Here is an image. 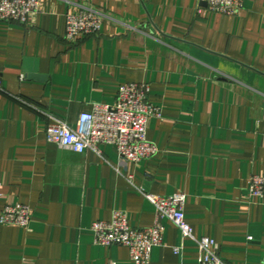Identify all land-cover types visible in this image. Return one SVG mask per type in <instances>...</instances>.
<instances>
[{"label":"crops","instance_id":"0c3cea01","mask_svg":"<svg viewBox=\"0 0 264 264\" xmlns=\"http://www.w3.org/2000/svg\"><path fill=\"white\" fill-rule=\"evenodd\" d=\"M39 1L28 25L0 22V217L8 203L32 209L27 229L0 224V264H134L91 227L116 211L153 227L144 192L184 194L194 236L214 239L227 264H264V197L249 195L264 173V0L235 16L196 0ZM84 9L102 15L100 33L67 39V15ZM26 59L45 81L28 78ZM128 83L150 85L162 111L147 131L155 156L135 164L111 146L99 156L48 141L50 123L77 128ZM159 221L150 264H199L196 242Z\"/></svg>","mask_w":264,"mask_h":264},{"label":"built area","instance_id":"2783aa9c","mask_svg":"<svg viewBox=\"0 0 264 264\" xmlns=\"http://www.w3.org/2000/svg\"><path fill=\"white\" fill-rule=\"evenodd\" d=\"M205 4L213 13L235 16L244 9V0H196ZM40 11L39 0H0V22L28 25ZM103 18L100 13L84 9L67 15L66 38L77 40L100 33ZM151 89L148 84L128 83L122 85L114 105L94 104L91 112L83 113L77 128L56 120L47 127L49 142L75 153L91 151L102 156V147L116 149L124 162L139 163L158 153V148L148 140L147 131L151 119L161 118L162 111L150 103ZM133 176L128 177L132 183ZM3 183L0 182V198ZM155 208L157 221L148 229L131 227L128 216L116 211L108 222L92 224L96 245L103 247L122 246L129 250L134 264H150L155 248L162 245L165 229L160 219L170 220L185 238L196 242L199 248V264H227L220 257V245L212 238L194 236L186 221V196L175 194L168 197L143 193ZM249 195L264 197V173L250 179ZM32 218V209L27 205L8 203L0 217V224L27 229ZM178 252V251H177ZM110 264H117L112 261Z\"/></svg>","mask_w":264,"mask_h":264},{"label":"water","instance_id":"95a60500","mask_svg":"<svg viewBox=\"0 0 264 264\" xmlns=\"http://www.w3.org/2000/svg\"><path fill=\"white\" fill-rule=\"evenodd\" d=\"M206 6V5H205ZM38 61L33 59H26L24 72L28 74V78L33 81L42 82L46 80V77L39 74Z\"/></svg>","mask_w":264,"mask_h":264}]
</instances>
